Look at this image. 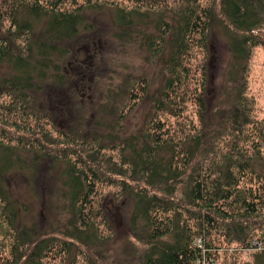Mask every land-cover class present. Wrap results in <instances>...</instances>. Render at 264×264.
Instances as JSON below:
<instances>
[{
	"label": "rangeland",
	"instance_id": "rangeland-1",
	"mask_svg": "<svg viewBox=\"0 0 264 264\" xmlns=\"http://www.w3.org/2000/svg\"><path fill=\"white\" fill-rule=\"evenodd\" d=\"M12 1L0 0V38L7 37L5 28L10 21L5 19L2 24L1 15L6 16ZM64 1L61 4L71 9L74 5L85 7L83 14L87 27L78 39L61 44L65 49L63 54L53 56L51 69L58 65L63 76L71 74L70 79L59 89L48 91L46 88L34 93V103L24 104L25 108L8 109L9 105L5 104L0 109V118L4 117L10 123L0 122V128L5 127L14 138L27 137L25 144L34 141L37 146L40 144L37 139L47 144L49 136L37 131L48 119L43 105L47 101L51 103L49 108L55 112L54 117L57 116L59 123H55L58 126L56 132L63 133L53 131L59 143L52 153L56 157L66 156L80 169L89 167L96 181L90 196L91 204L85 213L92 227L81 229L83 232L79 237L69 236L80 223L71 212L66 195L65 162L51 167L45 158L40 159L34 175L27 170L14 176L12 193L25 203L21 220L36 224L44 236L56 240L57 250L49 253L43 264H138L152 244L143 238L149 226L141 218H133L136 192L166 193L158 185H149L142 172L135 176L132 165L125 164L124 155L131 156L125 140L131 137L139 148L147 141L152 143L150 134L164 133L163 138H169L172 146L177 148L188 135L204 130L211 138L200 145L198 160L211 150L226 151L233 138L231 127L226 124L233 100L228 79L232 61L229 41L219 28L217 32H211L205 46L201 36L193 34L186 55L182 61L175 62L170 58L173 31L177 15L185 7L183 0ZM198 4L200 9L212 7L215 19H224L221 0H198ZM119 10L135 19L133 25L118 21ZM45 23L46 20L37 22L36 28L42 31ZM168 28H171L168 33H162ZM25 37L17 44L10 40L12 51L24 45ZM170 59L172 64H169ZM11 67L8 63L3 64L0 76L11 74ZM81 75L83 82L79 81ZM247 77L245 93L252 107L250 115L255 123L258 121L256 134L263 140L264 147V43L253 49ZM87 79L89 89L80 94L77 87ZM125 89L128 90L123 92ZM131 89L139 94L136 99L129 97ZM199 96L203 98L204 107L198 101ZM3 97L5 101L9 100V95ZM52 103L58 106L54 108ZM159 120L164 126L162 131L155 129ZM14 121L21 127L11 124ZM191 146L196 148L195 144ZM203 166H207L206 161L196 167ZM255 167L264 174V156H259ZM193 172V168H188L187 176ZM187 176L183 177L185 182ZM254 180L251 184L247 179L246 184L259 186L263 182L261 178ZM185 182H178L176 193L170 197L177 207L176 204L185 203ZM165 198L169 199L168 196ZM189 209L194 211L193 207ZM191 215L184 210L180 220L188 219L194 225ZM260 223L263 227L257 232L258 236L264 231V219L260 218ZM158 224L156 221L154 225ZM143 227L145 230L141 231ZM216 237L215 230L208 236L209 239ZM216 242L223 246L222 255L231 257L236 264H263L256 257L257 251L236 254L222 236ZM0 250L5 258L10 257L9 242L3 243L2 237ZM220 260L217 264L222 262Z\"/></svg>",
	"mask_w": 264,
	"mask_h": 264
},
{
	"label": "trees",
	"instance_id": "trees-1",
	"mask_svg": "<svg viewBox=\"0 0 264 264\" xmlns=\"http://www.w3.org/2000/svg\"><path fill=\"white\" fill-rule=\"evenodd\" d=\"M64 2L13 0L11 7L6 9V16L1 15L2 24L5 19L10 23L5 28L7 37L0 38V74L5 63L12 66L13 72L0 76V109L5 104L9 105L8 109L24 107V104L32 105L35 101L34 93L46 88L48 91L59 89L70 79L71 74L63 76L58 65H53L54 70L51 69L53 56L63 54L65 49L61 44L78 39L87 27L83 14L85 7L74 5L71 9L68 5L61 4ZM88 2L92 3V0ZM183 2L185 7L176 17L170 58L175 62L179 59L182 61L193 34L200 35L205 46L211 32H217V28L223 31L232 53L228 79L233 100L226 124L230 125L233 138L226 151L211 150L201 161L198 160L200 145L209 140V132L204 130L188 135L177 148L172 146L169 138H163L164 133L150 134L152 143L147 141L139 148L131 137L126 138L125 143L131 156L124 155L125 164L132 165L135 176H138L139 171L142 172L149 185H158L166 193L150 195L147 190L136 192V214L133 218H141L149 226L148 233L143 238L152 244L138 264H217L220 259V264H236L231 257L222 255L223 246L216 242L219 236L233 246L236 254L257 251V259L264 264V231L257 235L263 227L262 223L258 224L259 219H264V174L255 167L259 156H264V147L263 140L257 137L258 121L255 123L250 115L252 107L245 93L253 49L264 43V0H221L224 19L220 20L215 19L212 7L200 9L198 0ZM43 20L46 23L40 31L36 28V23ZM134 20L129 14L119 10L120 23L133 25ZM170 30L168 28L162 33ZM24 35V45L12 51L10 40L17 44ZM172 61L170 59L169 64ZM83 79L82 75L79 76L80 82ZM88 81L89 79L77 87L80 94H85L89 89ZM126 90L128 89L123 92ZM4 95H9L8 101H5ZM138 95L135 89L129 91L130 98L136 99ZM158 101L161 102V99ZM198 101L204 107L202 96H199ZM52 105L54 108L58 106L54 103ZM43 106L48 119L37 132L49 136L47 144L39 139L36 140L40 143L37 146L34 141L25 144L27 137L14 138L5 127L0 128V237L3 243L9 242L11 250L10 257L6 258L0 250V264L5 261L7 264H20L22 261L21 264H43L47 255L57 250L54 238L44 236L36 224L21 220L25 203L12 193L14 176L27 170L34 175L36 163L42 158L51 167L66 163L63 169L66 195L69 196L70 210L80 223H77L78 227L69 236L79 237L83 232L81 229L92 227L85 213L91 204L90 196L94 193L96 181L90 174L89 167L80 169L66 156L56 157L52 153V149L59 143L58 137L53 136L59 123L56 122L57 116L54 117L55 112L49 108L51 103L47 101ZM0 122L4 125L10 123L4 117L0 118ZM158 122L155 129L164 130L162 122ZM11 124L21 127L18 121ZM49 125L50 130L47 129ZM243 142L245 145H242ZM194 144L196 148L191 146ZM33 146L36 147L35 150ZM100 147L104 148V145L100 144ZM172 151L174 153L170 156ZM30 154L32 158L28 156ZM205 161L206 167H196L202 166ZM188 168H193L194 172L187 176ZM184 176L188 177L186 182ZM255 178H261L263 182L259 186L246 184L247 179L253 184ZM178 182H185V203H178L177 207L170 197L176 193ZM190 207L194 208L193 212ZM184 210L192 214L190 219L196 224H191L188 219H184V222L180 220L183 219ZM156 221L159 222L158 225H154ZM140 230L144 231L145 227ZM213 230L218 237L209 239ZM199 237L202 241L198 242Z\"/></svg>",
	"mask_w": 264,
	"mask_h": 264
}]
</instances>
